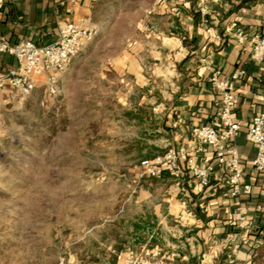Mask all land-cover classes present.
I'll list each match as a JSON object with an SVG mask.
<instances>
[{
    "label": "crops",
    "instance_id": "0c3cea01",
    "mask_svg": "<svg viewBox=\"0 0 264 264\" xmlns=\"http://www.w3.org/2000/svg\"><path fill=\"white\" fill-rule=\"evenodd\" d=\"M71 20L92 29L91 37L100 36L93 46L106 53L96 61L105 70L99 77L115 84L120 114L133 119L124 123L138 132L131 152L138 158L188 146L198 165L214 164L209 146L190 147V130L216 124L219 93L211 87V72L217 69L225 78L236 68L243 71L235 82L232 118L239 124L234 143L245 165L242 183L249 187L238 197L248 220L245 243V228L231 220L235 199L224 169L214 166L201 188L183 163L177 176L165 172L158 178H140L135 166L121 174L136 186L121 190L125 202L103 221L104 245L92 254L93 264H118L115 253L126 247L148 248L169 264H264V173L249 165L256 148L248 133L264 95V71L249 57L250 41L234 37L237 31L264 35V0H0V36L9 44L50 43ZM15 63L0 52V72ZM68 66L56 73L57 83ZM45 77L36 76L35 88L46 86ZM18 97L0 94V111Z\"/></svg>",
    "mask_w": 264,
    "mask_h": 264
},
{
    "label": "rangeland",
    "instance_id": "374dc122",
    "mask_svg": "<svg viewBox=\"0 0 264 264\" xmlns=\"http://www.w3.org/2000/svg\"><path fill=\"white\" fill-rule=\"evenodd\" d=\"M99 38L71 57L54 94L39 86L0 111V264H93L103 221L136 186L121 174L144 159L131 154L138 132L99 77Z\"/></svg>",
    "mask_w": 264,
    "mask_h": 264
},
{
    "label": "built area",
    "instance_id": "2783aa9c",
    "mask_svg": "<svg viewBox=\"0 0 264 264\" xmlns=\"http://www.w3.org/2000/svg\"><path fill=\"white\" fill-rule=\"evenodd\" d=\"M165 2L166 0H158ZM203 13L206 6H200ZM93 30L86 27L82 21L71 20L58 27L57 38L47 44H36L30 39H22L15 44H9L0 36V52L8 53L15 58L14 68L0 72V94L11 92L20 97L28 96L36 84V76L46 75L45 85L52 94L56 91V73L63 71L71 57L78 53L83 44L91 37ZM235 39L242 43L245 39L250 41L249 57L260 65L264 71V35L254 33L246 37L241 31L234 34ZM211 87L219 93L215 113L216 124H197L190 130L191 146L194 151L209 146L214 156V164L198 165L192 157V150L187 147L172 148L157 153L150 158L138 162V176L158 178L163 173L177 176L182 172L181 163L188 167L192 177L196 179L199 187L208 185L209 176L214 166H218L227 173L228 194L235 199L231 220L239 227L245 228L240 240L245 243L248 235V220L246 208L238 197L248 191V185L242 183L245 165L241 161L234 138L239 130V124L232 118V109L236 102L235 82L242 75L239 68L234 69L227 77L220 78L219 70L211 72ZM260 109L249 120L248 133L256 148L255 155L249 159L250 167L264 173V95L260 97ZM260 211L259 206L256 207ZM118 264H169L163 257H158L148 248L139 249L126 247L115 253ZM56 264H65L59 260Z\"/></svg>",
    "mask_w": 264,
    "mask_h": 264
}]
</instances>
